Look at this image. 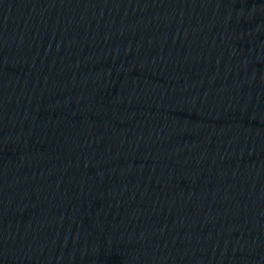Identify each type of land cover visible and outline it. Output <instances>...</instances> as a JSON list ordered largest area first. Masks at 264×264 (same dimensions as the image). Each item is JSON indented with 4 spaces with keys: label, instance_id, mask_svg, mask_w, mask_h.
<instances>
[{
    "label": "water",
    "instance_id": "95a60500",
    "mask_svg": "<svg viewBox=\"0 0 264 264\" xmlns=\"http://www.w3.org/2000/svg\"><path fill=\"white\" fill-rule=\"evenodd\" d=\"M0 264H264V0H0Z\"/></svg>",
    "mask_w": 264,
    "mask_h": 264
}]
</instances>
